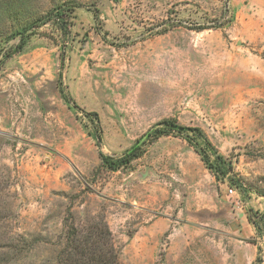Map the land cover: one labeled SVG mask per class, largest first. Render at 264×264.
Masks as SVG:
<instances>
[{
    "label": "rangeland",
    "instance_id": "obj_1",
    "mask_svg": "<svg viewBox=\"0 0 264 264\" xmlns=\"http://www.w3.org/2000/svg\"><path fill=\"white\" fill-rule=\"evenodd\" d=\"M166 118L240 185L194 131L103 164ZM66 217L121 264H264V0H0V264H55Z\"/></svg>",
    "mask_w": 264,
    "mask_h": 264
},
{
    "label": "trees",
    "instance_id": "obj_2",
    "mask_svg": "<svg viewBox=\"0 0 264 264\" xmlns=\"http://www.w3.org/2000/svg\"><path fill=\"white\" fill-rule=\"evenodd\" d=\"M25 38L22 39L17 50H21L25 44ZM11 54L7 53V57ZM99 118L97 112H90ZM183 133L194 131L195 134L203 139L204 145L196 142V149L202 156L206 165L220 177H231L230 180L240 185L239 179L230 176L232 163L228 162L225 157L220 154L209 138L203 136L201 128L188 127L181 125L174 118H166L159 122L156 126L149 129L132 147L125 152L123 156L114 158L100 152L103 164L110 169L117 170L121 167L129 166L134 159H137L144 153L140 142L150 143L163 135L171 132ZM66 226L62 247L58 251L55 264H121L119 253L113 241V233L109 224L105 220L92 223L88 226H77L74 222L69 223V217L64 219Z\"/></svg>",
    "mask_w": 264,
    "mask_h": 264
},
{
    "label": "built area",
    "instance_id": "obj_3",
    "mask_svg": "<svg viewBox=\"0 0 264 264\" xmlns=\"http://www.w3.org/2000/svg\"><path fill=\"white\" fill-rule=\"evenodd\" d=\"M232 192V190H230Z\"/></svg>",
    "mask_w": 264,
    "mask_h": 264
}]
</instances>
